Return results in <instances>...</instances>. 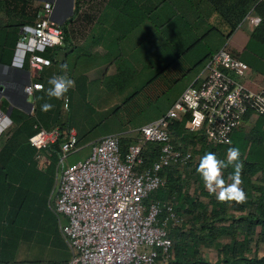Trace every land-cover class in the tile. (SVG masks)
<instances>
[{"label": "built area", "instance_id": "built-area-1", "mask_svg": "<svg viewBox=\"0 0 264 264\" xmlns=\"http://www.w3.org/2000/svg\"><path fill=\"white\" fill-rule=\"evenodd\" d=\"M54 2H39L32 22L19 27L11 66L21 68L25 61L32 67L46 64L39 52L62 43V29L52 17ZM259 20L251 7L242 22L254 27ZM247 71V65L222 45L201 62L163 114L138 128L123 151L120 135L106 134L90 143L84 158L57 172L49 208L70 252L62 264H169L174 256L167 228L182 218L174 211L172 196L161 200L150 195L165 185L168 166L194 164L192 151L199 147L183 146L174 139L171 126L178 121L184 133L201 135L211 144H228L245 118L264 117V83L248 88ZM37 85L42 84L31 81L22 92L31 95ZM2 117L6 118L0 111ZM27 142L41 162L46 161L42 150L53 143H58L60 161L77 148L75 133L57 127L36 128ZM147 144L156 146L151 160L145 154Z\"/></svg>", "mask_w": 264, "mask_h": 264}, {"label": "trees", "instance_id": "trees-1", "mask_svg": "<svg viewBox=\"0 0 264 264\" xmlns=\"http://www.w3.org/2000/svg\"><path fill=\"white\" fill-rule=\"evenodd\" d=\"M19 1L22 2L19 11H22L26 1ZM77 2L78 0H72V14H75L78 10ZM255 3L256 0H195L194 3L192 0H107L103 10L107 11L111 9L117 10L120 13L125 12L126 14H130L131 25L129 27L131 30L139 24L146 22L149 27V32L153 29V33L151 32L149 34L150 36H158V38L160 36L162 38L166 37L167 41L176 43L191 39L188 46L191 49L193 44L200 42L201 38L208 33H212L218 37L222 36L217 28L208 25L206 19L199 17L203 4L207 5L210 11L219 18L220 22L227 26L228 31L225 36H228L233 31L242 21L248 9L253 7L259 14L260 21L253 28L249 40L257 44H264V0ZM200 21H203L206 26L201 34H198V24ZM60 27L62 29V25ZM64 39L65 34L63 32V41ZM134 51L130 50V56ZM117 55L118 53L112 59L114 61H121L123 58L121 55ZM205 57L202 56L199 58L194 65L203 61ZM125 99L129 100L128 97ZM10 119L13 121L11 116ZM263 122L264 117L262 116L248 131H234L235 135H230L231 144H211L201 135L184 133L182 123L178 121L173 122L171 130L174 139L183 146L197 143L199 147L197 149L198 156L195 157V150L192 151L193 157H195L194 164L189 162L185 166H168L164 172L166 177L165 185L150 195V197L161 200L172 196L175 201L173 206L174 211L182 218L178 225L168 226L167 228L168 237L173 244L174 256L169 264H264V255H245L246 250H249L252 236L256 230L257 239L255 245L264 240V184L254 183L251 179L256 173L264 177ZM28 126L31 128V122L25 119L19 124V131H24ZM57 128L60 131L69 129L68 127L63 128L62 126ZM33 130L32 128V133L34 132ZM135 135L131 138L119 136V146L122 151L134 139ZM10 139H14V137L11 136ZM60 141H62L61 138L59 139ZM8 144L0 149V172H4L1 176L0 184L5 182L7 175L11 171L17 169L18 164L24 167L34 168V164L30 159L33 151H29L25 145L19 144L17 147L11 148ZM78 145L79 141L76 139V147ZM232 146H238L240 148V160L244 165L241 172V178L243 180L241 187L247 194V201L241 204L235 201H218L214 194H209L206 190L200 175L196 171L199 159L205 152H214L219 159L226 160L227 149ZM49 150L51 152L50 164L56 162L59 157L58 143L51 144ZM77 150L76 148L72 152ZM155 150L156 146L154 144L146 145L145 154L148 155L149 160L153 158ZM17 155L27 162L25 161L24 164L23 162H18V160L14 163L11 162L13 156ZM57 169H59V166H57ZM233 172L234 168L232 166L223 170L226 182H231L229 178ZM189 176L192 177L191 180L196 182L197 189L194 191H197V194L194 192L191 194L188 193L186 184L189 182ZM198 194L207 198L208 205L200 204L197 199ZM229 211H235L238 214L233 215ZM186 215L189 216L188 219ZM162 216L163 213L159 215V218ZM3 221L4 219L1 218L2 223H4ZM8 234H4V236L1 234L2 236H0V264L9 263L16 255L15 240H12ZM221 234L228 235L230 240L227 243L220 244L216 260L210 262L202 259L198 255V247L200 245L207 246L212 244L216 237ZM238 236L241 237L239 241L237 239Z\"/></svg>", "mask_w": 264, "mask_h": 264}, {"label": "crops", "instance_id": "crops-1", "mask_svg": "<svg viewBox=\"0 0 264 264\" xmlns=\"http://www.w3.org/2000/svg\"><path fill=\"white\" fill-rule=\"evenodd\" d=\"M32 1L35 2L36 0ZM42 1L51 0H38V3ZM106 1L107 0L103 1L98 12L94 14V17H92L89 25H84L83 17L78 15V10L75 14H72L71 12L67 16L60 19L52 14L53 19L58 24L62 25L65 39L60 45L47 47L42 52H39V55L48 60L49 63L39 64L37 67L30 66L26 61L23 63L21 68L10 65L16 35H18L19 26L22 24L18 26L19 22L15 19L4 16L2 12L0 13V111L4 114L8 112V120H11L10 116L13 120L11 121V131L7 139L9 143L11 140L10 137H14L10 145L11 148L17 147L19 144L25 145L29 151H33L30 158L31 162L35 160V149L27 144V138L32 134V128L34 129L33 131H35L36 128L51 129L53 127L60 126L63 128L68 127V130H72L75 133L76 139L79 141L77 149L80 150L81 147V137L78 136L75 128L68 123V121H66V115L63 113V107H65L63 98H49L46 95L47 89L51 87V85L48 84V80L51 77L66 74L69 78L75 81V87L70 88L65 94L68 103L70 102L72 93L75 92L78 87L83 88L85 86H87L85 89H87V93L89 94L87 96L88 99H97L98 105L102 107L108 108L114 105L115 101L117 103L120 102L121 99H125L127 97L130 101L131 99L144 98L142 97V92L146 88H141L140 82H138L137 78V71L135 72V70L128 69L133 67V59L129 60V56L130 49L132 50L133 48L132 40L139 38L136 40L138 41L136 47H142L147 40H150V38L153 37L149 35L153 29L149 32V27L146 22H144L131 30L129 27L131 25L130 14H126L125 12L120 13L117 10L111 9L107 11L103 10ZM194 1L195 0H192L193 3ZM56 2L57 0H55L54 5ZM182 8L185 9L184 7ZM213 16L216 15L210 11V8L207 5L203 4L199 17L206 19L208 25H211L210 19ZM198 25V34H201L206 25L203 21H200ZM254 27H251L246 22L241 21L228 36H225L226 33L223 34V32H220L222 34L221 37L213 35L212 33L204 35L200 42H205L206 46L197 50L196 52L198 53L189 57L187 62H181L176 69V75L173 74L170 78L169 84H171V94L167 98L168 106L156 116L158 117L163 114L170 106L171 102L177 98L182 89L191 81L202 62L201 61L197 65H194L196 61L202 56L207 57L210 53L224 44L232 55L244 62L249 68V71H247L244 79L246 86L254 90L262 85L264 83V44H257L256 42L249 40V36ZM7 34H9L8 37L6 36ZM155 40L159 41L158 38H155ZM151 47L154 46L151 45ZM117 53L123 58L121 61H114L112 59ZM142 58L143 55L140 54L138 67L140 66V60ZM62 65H67V69L65 70L62 68ZM79 78L82 79L81 83H78ZM31 81H39L44 86V91L38 90L34 91L31 95H25L22 92V88L25 84ZM90 82H97L99 85L96 87H89L88 85ZM124 89L132 90L129 96H116V94L122 92ZM110 94H112V96H110ZM150 97L152 98V96ZM45 102L53 104L54 108L48 112L41 111V105ZM145 102L144 104H148V100L146 103ZM129 104L130 103L127 105ZM136 113L137 111L130 112V115L133 116ZM260 117L262 116L251 115L250 117L245 118L242 125L233 130L231 134L235 135L234 131L237 130L244 132L248 131ZM25 119L31 122V128L28 126L24 131H19V124H21ZM262 128H264V122L262 124ZM132 130L136 132L138 131V128ZM120 131L121 133H124L129 130L122 128L118 131L119 133L110 132L106 134L121 135ZM99 137L100 136L92 139L86 143V145L84 144L85 149H82L83 156L79 159L84 158L88 154V146ZM6 142L2 144L0 149ZM50 154L51 152L49 148H47L46 152L44 151L46 161H40L41 168H43L45 163L48 164ZM17 160L18 162H23V164L26 161L17 155L13 156L11 162L14 163ZM70 163H63L60 165L56 164L59 166V169L56 167L55 177L57 172H59L64 165ZM33 167L34 168L24 167L18 164L17 169L11 171L9 175H14L16 178L25 171V176L31 175L29 177V179H31L41 173L35 169V166ZM3 173V171L0 172V179ZM50 201L51 199L47 202L48 206Z\"/></svg>", "mask_w": 264, "mask_h": 264}, {"label": "rangeland", "instance_id": "rangeland-1", "mask_svg": "<svg viewBox=\"0 0 264 264\" xmlns=\"http://www.w3.org/2000/svg\"><path fill=\"white\" fill-rule=\"evenodd\" d=\"M25 1L23 10L19 11L22 6L21 1L0 0V13L2 12L4 16L15 19L19 22L18 26L23 23H30L33 20L34 16L32 15L37 8L38 0L35 2L32 0ZM103 1L105 0H78V15L83 17L84 25L90 24L92 17L98 12ZM210 24L223 34L228 31L227 26L220 22L217 16L210 19ZM9 34L6 36L8 37ZM155 38H158V36H153L150 40H147L142 47H139L140 49L136 47L138 44L136 40L139 38L132 40V50L135 51L129 60L133 59V67L128 69L137 71L141 88H146L142 92L144 98L131 99V101L121 99L120 102H117L118 104L115 101L114 105L107 108L98 105V100L95 98L88 99L89 94L85 89L87 86L78 87L72 93L67 109L63 107V113L66 115V121L75 128L78 136L82 139L81 147L79 146L80 150L71 152L62 162L59 161V155L56 162L45 163L43 168H41L40 161L34 160L33 164L36 167L35 169L41 172L40 175L29 179L31 175L25 176V171L16 178L14 175L8 174L5 182L0 185V236L9 233L8 235L12 240H15L16 247L14 259L7 264H61L69 259V249L59 234L55 216L51 213L47 204L53 196L56 164L70 163L79 159L83 156L82 149H85L86 143L106 133H119L120 129L125 128L129 131L124 133L120 131L121 136L133 137L136 132L132 129L139 128L140 125L157 117L156 115L168 106L167 98L171 94L169 81L173 74L176 75L178 65L181 62H187L189 57L198 53L197 50L206 46L205 42H198L189 49L191 39L176 43L167 41L166 37L162 38L160 36L159 41H156ZM151 45L154 47H151ZM140 54L143 55V58L140 60V66L138 67ZM81 82L82 79L79 78L78 83ZM98 85L97 82H90L88 86L96 87ZM130 92L132 90L124 89L116 96H129ZM146 99L148 104H144ZM128 103L130 104L127 105ZM136 111V114L130 115V112ZM10 131V126L4 127V130L0 131V147L7 141ZM11 143L12 139L9 144L7 141L4 145L8 144L10 146ZM47 148L42 151L46 152ZM194 155L198 156L196 149ZM49 159L51 162L50 157ZM188 178L187 190L189 193L194 192L197 194V191H194L197 189L196 182L191 180V176ZM251 179L254 183L264 184V177L259 173L253 175ZM197 199L200 204L208 205L205 196L198 194ZM229 213L238 214L235 211H229ZM186 217L189 218L188 215ZM1 218L4 219V223L1 222ZM240 238V236L237 237L238 241ZM256 239L257 230L252 236L249 250L245 252L246 256L264 255V240L255 245ZM229 240L228 235H218L212 244L200 245L198 255L202 259L214 262L220 244L227 243Z\"/></svg>", "mask_w": 264, "mask_h": 264}, {"label": "clouds", "instance_id": "clouds-1", "mask_svg": "<svg viewBox=\"0 0 264 264\" xmlns=\"http://www.w3.org/2000/svg\"><path fill=\"white\" fill-rule=\"evenodd\" d=\"M258 22V21H257ZM57 43L59 41H56ZM49 62H46V64ZM62 68L67 69V65H62ZM48 84L51 85L46 91V95L49 98L65 100V109L68 107L66 93L70 88L75 87V81L69 78L66 74L53 76L48 80ZM37 89L44 91L43 85H37ZM42 99V97H41ZM54 108V105L45 102L41 105V111L48 112ZM7 119V118H5ZM203 119V117H201ZM199 123V121H197ZM11 120H8L4 126H11ZM4 128H0L3 131ZM231 144L230 140L226 141ZM241 151L238 146H232L227 149L226 160L219 159L216 153L208 151L205 152L199 159L196 171L200 175L204 187L209 194H214L216 199L220 202L235 201L238 204L245 203L247 201V194L241 187L243 180L241 178V172L243 170V162L240 160ZM232 166L234 168L233 174L230 176L231 182L228 183L223 175V170Z\"/></svg>", "mask_w": 264, "mask_h": 264}, {"label": "flooded vegetation", "instance_id": "flooded-vegetation-1", "mask_svg": "<svg viewBox=\"0 0 264 264\" xmlns=\"http://www.w3.org/2000/svg\"><path fill=\"white\" fill-rule=\"evenodd\" d=\"M71 13L70 0H57L53 7V15L57 18H63Z\"/></svg>", "mask_w": 264, "mask_h": 264}, {"label": "bare ground", "instance_id": "bare-ground-1", "mask_svg": "<svg viewBox=\"0 0 264 264\" xmlns=\"http://www.w3.org/2000/svg\"><path fill=\"white\" fill-rule=\"evenodd\" d=\"M5 124H7L5 117L0 118V128H3Z\"/></svg>", "mask_w": 264, "mask_h": 264}, {"label": "water", "instance_id": "water-1", "mask_svg": "<svg viewBox=\"0 0 264 264\" xmlns=\"http://www.w3.org/2000/svg\"><path fill=\"white\" fill-rule=\"evenodd\" d=\"M70 2H71V6H72V0H70ZM71 11H72V8H71ZM5 116L8 119V112L5 113Z\"/></svg>", "mask_w": 264, "mask_h": 264}]
</instances>
